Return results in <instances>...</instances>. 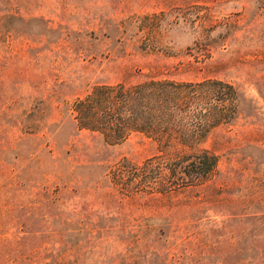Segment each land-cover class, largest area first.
<instances>
[{
  "label": "rangeland",
  "instance_id": "1",
  "mask_svg": "<svg viewBox=\"0 0 264 264\" xmlns=\"http://www.w3.org/2000/svg\"><path fill=\"white\" fill-rule=\"evenodd\" d=\"M210 79L247 102L194 147L79 127L98 88ZM0 264H264V0H0Z\"/></svg>",
  "mask_w": 264,
  "mask_h": 264
},
{
  "label": "trees",
  "instance_id": "2",
  "mask_svg": "<svg viewBox=\"0 0 264 264\" xmlns=\"http://www.w3.org/2000/svg\"><path fill=\"white\" fill-rule=\"evenodd\" d=\"M246 102L243 91L228 81L151 80L129 90L98 88L93 96L76 105V111L79 127L98 131L109 142L138 131L157 139L176 138L194 147L213 128L234 124ZM169 165L167 183L153 184V190L170 194L182 185L202 184L215 172L218 157L203 152Z\"/></svg>",
  "mask_w": 264,
  "mask_h": 264
}]
</instances>
